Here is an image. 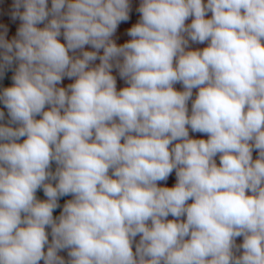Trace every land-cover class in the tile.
<instances>
[{
    "label": "clouds",
    "instance_id": "clouds-1",
    "mask_svg": "<svg viewBox=\"0 0 264 264\" xmlns=\"http://www.w3.org/2000/svg\"><path fill=\"white\" fill-rule=\"evenodd\" d=\"M129 7L15 0L17 37L0 34V74L19 62L0 93L19 125L0 124V264H66L63 249L67 264H264V0H142L118 46ZM85 45L96 51L69 55Z\"/></svg>",
    "mask_w": 264,
    "mask_h": 264
},
{
    "label": "crops",
    "instance_id": "crops-1",
    "mask_svg": "<svg viewBox=\"0 0 264 264\" xmlns=\"http://www.w3.org/2000/svg\"><path fill=\"white\" fill-rule=\"evenodd\" d=\"M14 2H15V0H0V34L5 35V38L8 39L9 41H11L13 38L17 37L18 29L22 24V21L19 19V17L13 18V12L15 11L13 8ZM204 2L206 3L207 0H204ZM141 3H142V0H129V6H130L129 12L138 11ZM49 4H51V0H48V5ZM20 11H23V8H21ZM211 15H212V13L208 12L206 14V18H211ZM192 19H193V17H189L185 22L186 25L190 24ZM139 21H140V19H137V20H133V21H130L127 23L118 24V27L112 36L113 41L118 46L123 45L126 42H129L132 39V37L128 35V31L131 27H133ZM58 40L61 43L66 44V41L64 40V37H63V29H61V36L58 37ZM208 44H209V41L199 43V42H192L191 40H189V44L186 47V51L203 50L205 47L208 46ZM2 51L3 50L0 49V52H2ZM82 51H96V49H94L91 45H85L83 50L78 49V50H76L75 53L70 51L69 55L70 56L71 55L80 56ZM102 54H103V49H100L98 55H102ZM120 59L122 62V58H120ZM13 62L19 63L18 61H15V60ZM99 63H100V61L97 58V60H95L94 62H91L90 67H95ZM14 74H15V70L11 69L10 67H7L3 71V73L0 74V93H2V91L5 88L13 86V79L12 78H13ZM111 74L116 78L117 91L128 86L126 84L125 80L120 77L119 69L116 68L115 66L113 67ZM74 82H75L74 77L69 78V77L65 76L57 86L67 88L68 85H70ZM179 84L182 85V83H179ZM197 92H198V89H193V95L195 97L197 95ZM49 107L50 106H46L45 110H49ZM188 108H189V113H190L191 112V105L188 104ZM0 111H2L4 113V118L2 120H0V124L8 125V126H11L14 128L19 126L18 124H9L10 117L8 115V110L2 101H0ZM40 118L41 117L39 115L36 117V119H40ZM189 136H190V138H193V139H205V140L208 139L207 134L200 133V132H193L190 127H189ZM24 139H26V137H21L17 142L22 143ZM177 142H179V141H174L173 145H170V147L174 146V144ZM254 150H256V149H253V151ZM214 159L216 160L217 166H219L220 154H217V156ZM56 168H57V164L55 162H52L49 170L54 173ZM176 180H177L176 173H175V170H173V172L170 174V176L167 178V180L158 181L157 185L159 187H174L176 184ZM47 182L53 183V186L55 185V181H47ZM36 197L38 200H41V201L47 200V197L45 196L42 188L37 190ZM73 198L74 197L71 194L59 197L58 201H57L59 207L54 209L53 217L54 218L59 217V215L61 214L62 209L64 207V204L68 200H71ZM188 203H192V201L189 200ZM170 218H172L171 215H169V217L167 219L171 220ZM181 219L182 220L186 219V216L181 217ZM46 232H47L48 236H51L50 226L46 227ZM139 239H140V236L137 235V237H135L134 242H133V251H135V244L139 242ZM242 243H243V236H239V237L235 238V244L237 246L242 245ZM44 250L47 251V247ZM68 251H69L68 249H63V250L58 251V255L61 256L62 258H64V260L66 261V264L70 259V257L68 256ZM242 252H243V249L240 248L239 251H235V254L241 255ZM40 264H43V260L40 261Z\"/></svg>",
    "mask_w": 264,
    "mask_h": 264
},
{
    "label": "trees",
    "instance_id": "trees-1",
    "mask_svg": "<svg viewBox=\"0 0 264 264\" xmlns=\"http://www.w3.org/2000/svg\"><path fill=\"white\" fill-rule=\"evenodd\" d=\"M49 8H51V4L48 5ZM49 19H51V17H49ZM137 19H141V13L139 11H133V12H129V19L127 21H122L119 24H123V23H127L133 20H137ZM47 23V20L38 24L37 27L43 28L45 26V24ZM11 69L15 70L18 67V63L13 62V64L11 66H9ZM173 87L177 90V91H183L184 88L181 86H177V85H173ZM196 97L192 96L191 100H189L188 104H192V101L195 99ZM252 156H253V160L258 158V150H254L252 152ZM111 174V173H110ZM48 240L49 243H51L52 240V236H48ZM47 247V245L45 246V248Z\"/></svg>",
    "mask_w": 264,
    "mask_h": 264
},
{
    "label": "rangeland",
    "instance_id": "rangeland-1",
    "mask_svg": "<svg viewBox=\"0 0 264 264\" xmlns=\"http://www.w3.org/2000/svg\"><path fill=\"white\" fill-rule=\"evenodd\" d=\"M175 85H177V86H181V87H183L182 85H180L179 83H176ZM194 96V95H193ZM195 97V96H194ZM189 105H191V104H189ZM123 142V141H122ZM170 219H175L174 217H172V218H170ZM181 219V218H180Z\"/></svg>",
    "mask_w": 264,
    "mask_h": 264
}]
</instances>
